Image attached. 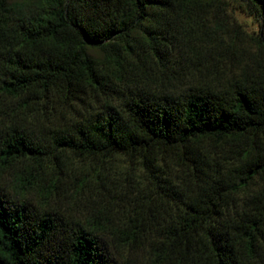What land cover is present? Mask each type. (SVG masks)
Masks as SVG:
<instances>
[{
  "label": "trees",
  "instance_id": "1",
  "mask_svg": "<svg viewBox=\"0 0 264 264\" xmlns=\"http://www.w3.org/2000/svg\"><path fill=\"white\" fill-rule=\"evenodd\" d=\"M0 264H264V0H0Z\"/></svg>",
  "mask_w": 264,
  "mask_h": 264
},
{
  "label": "rangeland",
  "instance_id": "2",
  "mask_svg": "<svg viewBox=\"0 0 264 264\" xmlns=\"http://www.w3.org/2000/svg\"><path fill=\"white\" fill-rule=\"evenodd\" d=\"M235 15L239 22L243 23L250 30L258 31L260 29L259 23L252 17L248 16L246 13L237 11Z\"/></svg>",
  "mask_w": 264,
  "mask_h": 264
}]
</instances>
